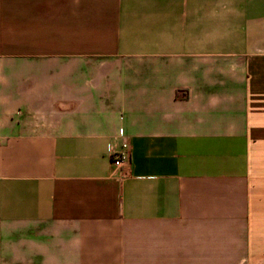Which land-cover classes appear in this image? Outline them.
Returning a JSON list of instances; mask_svg holds the SVG:
<instances>
[{"label":"crops","instance_id":"crops-1","mask_svg":"<svg viewBox=\"0 0 264 264\" xmlns=\"http://www.w3.org/2000/svg\"><path fill=\"white\" fill-rule=\"evenodd\" d=\"M0 264H264V0H0Z\"/></svg>","mask_w":264,"mask_h":264},{"label":"built area","instance_id":"built-area-1","mask_svg":"<svg viewBox=\"0 0 264 264\" xmlns=\"http://www.w3.org/2000/svg\"><path fill=\"white\" fill-rule=\"evenodd\" d=\"M109 155L112 161V164L116 169L119 170V175L121 178L127 175V166L130 156V144L128 141L124 140L121 142L119 147H111L109 150Z\"/></svg>","mask_w":264,"mask_h":264}]
</instances>
